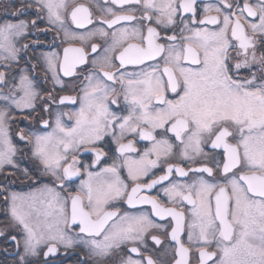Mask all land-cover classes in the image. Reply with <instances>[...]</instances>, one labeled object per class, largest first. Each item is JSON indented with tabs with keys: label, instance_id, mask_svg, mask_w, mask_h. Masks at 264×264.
Segmentation results:
<instances>
[{
	"label": "snow or ice",
	"instance_id": "obj_1",
	"mask_svg": "<svg viewBox=\"0 0 264 264\" xmlns=\"http://www.w3.org/2000/svg\"><path fill=\"white\" fill-rule=\"evenodd\" d=\"M0 237L264 264V0H0Z\"/></svg>",
	"mask_w": 264,
	"mask_h": 264
},
{
	"label": "flooded vegetation",
	"instance_id": "obj_2",
	"mask_svg": "<svg viewBox=\"0 0 264 264\" xmlns=\"http://www.w3.org/2000/svg\"><path fill=\"white\" fill-rule=\"evenodd\" d=\"M41 27H43V25H41ZM51 33H48L47 37L41 35L40 36V39L42 40H47V41H51ZM43 50H48L46 47L43 49ZM12 187L15 188V190H20V186L17 184V185H13ZM7 247L8 248V251L11 252L12 251V246L11 244L7 241V239L5 237H0V249H3ZM75 257H64L63 258V264H72V262L74 261ZM5 260V253L3 252H0V261H4ZM7 260H8V264H11V257L8 256L7 257Z\"/></svg>",
	"mask_w": 264,
	"mask_h": 264
}]
</instances>
